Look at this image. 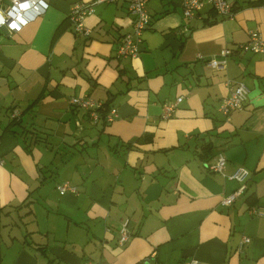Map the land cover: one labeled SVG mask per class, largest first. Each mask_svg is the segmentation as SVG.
<instances>
[{
    "label": "crops",
    "instance_id": "1",
    "mask_svg": "<svg viewBox=\"0 0 264 264\" xmlns=\"http://www.w3.org/2000/svg\"><path fill=\"white\" fill-rule=\"evenodd\" d=\"M45 1L21 30L0 29V264H264V215L251 212L264 210V54L239 48L252 30L264 36V0H229L231 18L209 3L187 18L182 0H149L137 57L117 56L130 0L95 4L89 36L70 15L94 0ZM224 49L226 65H210ZM239 82L244 106L224 115ZM73 96L119 116L93 124ZM219 154L226 169L211 172ZM240 166L247 189L223 206ZM64 182L77 191L61 194Z\"/></svg>",
    "mask_w": 264,
    "mask_h": 264
},
{
    "label": "built area",
    "instance_id": "2",
    "mask_svg": "<svg viewBox=\"0 0 264 264\" xmlns=\"http://www.w3.org/2000/svg\"><path fill=\"white\" fill-rule=\"evenodd\" d=\"M119 0H94L92 4L76 3L71 10V20L75 24L76 31L84 36H89L91 29L84 24L86 14L90 13L95 4L114 3ZM149 0H130L129 10L133 16L132 31L126 33L120 40L117 48V56L119 57H137L140 53V45L143 40V34L150 25V13L148 11ZM212 5L213 9L222 18L234 17L236 13L235 6L229 0H182L183 13L187 18L194 17L206 4ZM49 8V3L45 0H0V29L7 28L11 31H19L25 25L35 20L39 16L45 14ZM241 52H253L264 54V36L258 30H252L249 33V40L240 45ZM231 53L230 49H224L219 56H214L210 59V65L214 67L225 66L227 56ZM249 87L239 82L231 87V92L224 97L220 104V111L224 115H229L231 112L241 109L248 96ZM184 100V96H179L174 101L164 104L163 118H170L175 112L178 105ZM73 106L76 108H84L86 110L85 117L89 122L96 124L100 120L106 122L114 121L118 116L116 107L106 109L100 102L93 101L91 98L73 96L70 99ZM20 112L15 110L12 113V118H19ZM2 160L0 159V163ZM227 160L223 154H219L215 162L208 164V169L211 172H224L226 169ZM250 170L244 166L238 167L229 178L239 182L240 186L230 194L222 198V205L228 206L234 203L247 189L246 182L250 177ZM61 194L69 191L76 192V187L69 182H64L58 187ZM251 212L257 215H264V210L252 208ZM129 220H126L122 226L119 243L125 245L130 237L128 230ZM251 242V238L244 236L240 242V249ZM185 264H200L196 259L188 260Z\"/></svg>",
    "mask_w": 264,
    "mask_h": 264
},
{
    "label": "trees",
    "instance_id": "3",
    "mask_svg": "<svg viewBox=\"0 0 264 264\" xmlns=\"http://www.w3.org/2000/svg\"><path fill=\"white\" fill-rule=\"evenodd\" d=\"M236 9V8H235ZM11 124H13V125H16V124H22V119H21V117L20 118H13L12 119V122H11ZM25 131H27L28 130V128H26V129H24ZM37 135V134H36ZM38 136V135H37ZM39 137V136H38ZM207 146V145H206Z\"/></svg>",
    "mask_w": 264,
    "mask_h": 264
}]
</instances>
